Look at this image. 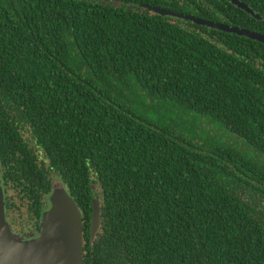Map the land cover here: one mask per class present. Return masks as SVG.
<instances>
[{"label": "trees", "instance_id": "trees-1", "mask_svg": "<svg viewBox=\"0 0 264 264\" xmlns=\"http://www.w3.org/2000/svg\"><path fill=\"white\" fill-rule=\"evenodd\" d=\"M242 1L0 0L4 214L55 180L92 264H264V43L140 5L264 33Z\"/></svg>", "mask_w": 264, "mask_h": 264}, {"label": "water", "instance_id": "water-1", "mask_svg": "<svg viewBox=\"0 0 264 264\" xmlns=\"http://www.w3.org/2000/svg\"><path fill=\"white\" fill-rule=\"evenodd\" d=\"M256 19H262L242 0H227ZM115 5H120L114 1ZM148 11L162 16L177 17L215 30L233 33L264 43V33L241 28L220 21H213L191 14L176 12L164 7L140 4ZM49 207L42 214L38 235L22 239L11 231L5 218L3 193L0 185V264H81L82 220L78 206L68 195L63 184L55 181L49 194ZM89 234L93 238L100 227V207L92 199Z\"/></svg>", "mask_w": 264, "mask_h": 264}, {"label": "flooded vegetation", "instance_id": "flooded-vegetation-1", "mask_svg": "<svg viewBox=\"0 0 264 264\" xmlns=\"http://www.w3.org/2000/svg\"><path fill=\"white\" fill-rule=\"evenodd\" d=\"M55 182V180H54ZM52 192V189L49 190L46 197L43 199V204H48V206L41 210L39 218L34 217L35 221L32 223L24 218V213L21 214V217L17 215L15 212L11 211V208L7 209V213L5 212V218L9 225L11 226V230L16 233L17 235H20L23 238H31L36 237L38 235V228L41 221L42 214L45 210L49 207V194ZM93 199V198H92ZM17 209V208H16ZM16 211V210H15ZM83 221V220H82ZM88 234H89V225H88ZM96 234V233H95ZM90 236V234H89ZM95 236V235H94ZM93 236V237H94ZM94 251L83 249V256H82V263L81 264H92Z\"/></svg>", "mask_w": 264, "mask_h": 264}, {"label": "rangeland", "instance_id": "rangeland-1", "mask_svg": "<svg viewBox=\"0 0 264 264\" xmlns=\"http://www.w3.org/2000/svg\"><path fill=\"white\" fill-rule=\"evenodd\" d=\"M202 127H206V128H209V126H206V125H202Z\"/></svg>", "mask_w": 264, "mask_h": 264}]
</instances>
